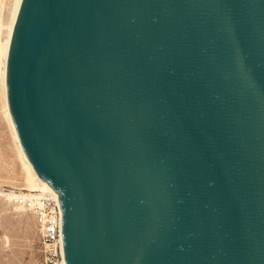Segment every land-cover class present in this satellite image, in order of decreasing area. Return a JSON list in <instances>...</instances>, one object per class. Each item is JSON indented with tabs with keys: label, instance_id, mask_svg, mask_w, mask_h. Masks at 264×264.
Returning a JSON list of instances; mask_svg holds the SVG:
<instances>
[{
	"label": "water",
	"instance_id": "95a60500",
	"mask_svg": "<svg viewBox=\"0 0 264 264\" xmlns=\"http://www.w3.org/2000/svg\"><path fill=\"white\" fill-rule=\"evenodd\" d=\"M7 89L67 264H264V0H24Z\"/></svg>",
	"mask_w": 264,
	"mask_h": 264
},
{
	"label": "rangeland",
	"instance_id": "374dc122",
	"mask_svg": "<svg viewBox=\"0 0 264 264\" xmlns=\"http://www.w3.org/2000/svg\"><path fill=\"white\" fill-rule=\"evenodd\" d=\"M11 1L12 0H0V3L5 4V6L3 4L2 5L0 4V6H2V9L0 7V14L2 13L0 15V19L4 23L8 21L10 16V12L12 9V7L10 6H13L12 4L14 3L13 2L14 0L12 2ZM8 6L10 9L8 8ZM3 8H5L6 10ZM6 11L9 13H6ZM4 30L6 29L3 28L0 32V39L2 41L5 40V36H6V31ZM1 94L2 91L0 86V106H1L0 107V189H3L4 191L14 190L17 192H21V191L27 192V189H25V187L27 186L25 182V176H26L25 175L26 173L24 171L25 169H23L24 166L22 167L23 162L21 161L20 157L17 156L18 155L17 145H15L16 142L15 140H13L14 137H12L13 135L12 132L10 131L11 130L10 126H8L9 123L7 122L8 120L5 115L4 106H3V96H1ZM14 146H16L15 149ZM23 176H24V180H23ZM19 182H21V184ZM1 196H0V264H43L41 237L38 231L36 216L32 212L25 210L26 208L23 207L22 209V207H18L21 205L19 201L10 200L5 196H4L5 199H3V195ZM4 256H6V258Z\"/></svg>",
	"mask_w": 264,
	"mask_h": 264
},
{
	"label": "bare ground",
	"instance_id": "6f19581e",
	"mask_svg": "<svg viewBox=\"0 0 264 264\" xmlns=\"http://www.w3.org/2000/svg\"><path fill=\"white\" fill-rule=\"evenodd\" d=\"M13 1V0H12ZM11 1V2H12ZM10 2V3H11ZM14 3L12 4L13 6L10 12V16L9 19L6 23H4L1 19H0V32L3 28H5L6 30V36H5V40H1L0 39V86H1V91L2 94L1 96H3V106H4V111H5V115L7 117V122L9 123L8 126H10V131L12 132V137H14L13 140H15L17 145V150H18V155L21 159V161L23 162V169H25V182H26V187L25 189H27V192H17L14 190L11 191H4L3 189H0V196L3 195V199L8 198L10 200H17L21 203L20 206L18 207H23L25 208L23 202L26 199H29L30 197L37 195V194H43L45 192H54L56 193L58 196L59 194L55 191V189L52 187V185L50 184V182L48 180H45L44 178H42L34 169L32 163L30 162V160L28 159V157L26 156L24 149L21 145L20 139L18 137L17 134V130L12 118V114H11V110H10V106H9V99H8V89H7V78H8V65H9V57H10V51H11V45H12V41L14 38V33H15V29L17 26V22H18V18L19 15L21 13V9H22V5L24 0H14ZM1 5L3 3H0ZM9 4V3H8ZM5 6V4H3ZM2 9V6H0ZM9 8V6H8ZM5 9V8H3ZM10 9V8H9ZM6 10V9H5ZM2 11V10H1ZM6 13H9L6 11ZM2 14V13H1ZM0 14V15H1ZM5 18V16H4ZM5 34V33H4ZM4 37V36H3ZM2 100V99H1ZM2 104V103H1ZM2 106V108H3ZM1 107V106H0ZM9 134V132H8ZM12 141V139H11ZM13 146V145H12ZM10 147V146H9ZM16 146H14L15 149ZM16 151V150H15ZM10 152V150H9ZM13 152V151H12ZM11 152V153H12ZM14 155V154H13ZM18 160V158H17ZM18 162V161H17ZM21 162V163H22ZM7 163V162H6ZM19 163V162H18ZM5 164V163H4ZM12 164V163H11ZM18 165V164H17ZM13 166V165H12ZM7 168V167H6ZM10 169V168H9ZM19 169V168H18ZM7 172V171H5ZM3 174V173H2ZM7 174V173H6ZM16 175V174H15ZM6 176V175H5ZM21 178V177H20ZM5 179V178H4ZM3 179V180H4ZM2 180V179H1ZM8 180V179H7ZM23 180H24V176H23ZM8 182V181H7ZM15 182V180H14ZM13 182V183H14ZM21 184V182H19ZM24 183V182H22ZM18 185V184H17ZM21 188V187H20ZM5 196V197H4ZM2 197V196H1ZM17 207V208H18ZM18 210V209H17ZM16 210V211H17ZM27 210V209H25ZM15 211V213H16ZM25 212V211H24ZM6 213V212H5ZM18 213V212H17ZM20 216V215H19ZM25 216V214H24ZM21 217V216H20ZM30 230V229H29ZM6 234V233H5ZM7 236V235H6ZM7 238V237H6ZM4 239V238H3ZM7 240V239H6ZM4 241V240H3ZM7 243V242H6ZM7 245V244H6ZM3 248V247H2ZM7 252V251H6ZM11 253V252H10ZM9 253V254H10ZM8 254V255H9ZM3 255V254H2ZM6 258V256H4ZM9 257V256H8ZM11 258V257H10ZM6 261V260H5Z\"/></svg>",
	"mask_w": 264,
	"mask_h": 264
},
{
	"label": "built area",
	"instance_id": "2783aa9c",
	"mask_svg": "<svg viewBox=\"0 0 264 264\" xmlns=\"http://www.w3.org/2000/svg\"><path fill=\"white\" fill-rule=\"evenodd\" d=\"M23 204L37 218L43 264H67L59 196L45 192L26 199Z\"/></svg>",
	"mask_w": 264,
	"mask_h": 264
}]
</instances>
